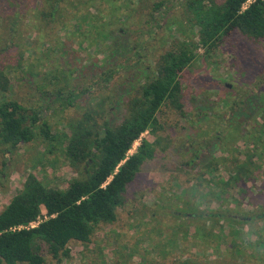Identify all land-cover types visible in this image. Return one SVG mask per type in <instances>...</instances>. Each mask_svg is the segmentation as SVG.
<instances>
[{"label":"rangeland","instance_id":"rangeland-1","mask_svg":"<svg viewBox=\"0 0 264 264\" xmlns=\"http://www.w3.org/2000/svg\"><path fill=\"white\" fill-rule=\"evenodd\" d=\"M189 1L19 0L12 8L13 0H0V72L7 77L0 103L39 112L59 137L46 141L37 129L33 142L12 152L0 144V212L29 174L49 188L68 187L75 172L63 154L66 136L87 112L101 127L123 121L160 56L192 37ZM56 2L55 17L44 16ZM197 57L182 78L186 117L167 107L159 114L170 147L143 165L114 223L98 225L89 243H69L71 257L61 263L44 252L47 264H264V165L236 190L217 196L215 186L229 179L234 157L246 158L239 134L248 124L226 121L231 109L249 100L250 113L264 110V41L234 36ZM142 139L155 141L148 132ZM197 155L206 157L187 165ZM217 159L227 161L214 169Z\"/></svg>","mask_w":264,"mask_h":264},{"label":"trees","instance_id":"trees-1","mask_svg":"<svg viewBox=\"0 0 264 264\" xmlns=\"http://www.w3.org/2000/svg\"><path fill=\"white\" fill-rule=\"evenodd\" d=\"M12 6L20 7L19 0H13ZM187 7L192 37L184 36L160 56L154 76L141 84L138 94L129 99L123 121L112 125L107 120L101 127L92 113L87 112L73 126L72 136H66L68 142L63 154L75 172L68 187L52 189L29 174L23 188L0 212V264H47L44 252L61 263L71 257L69 243H89L98 225L114 223L117 210L125 203L127 189L143 165L156 158L160 149L164 152L171 145L162 133L165 125L159 118L161 110L167 107L186 117L182 78L198 60V51L203 50L207 58L234 36L255 43L264 41V0H225L221 4L191 0ZM58 11V2L51 3L49 12L43 11V15L55 17ZM6 79V74L0 72L1 92L7 88ZM256 98L259 95L252 97ZM248 102L236 103L226 120L232 122L237 118L241 121L239 125L248 124L239 134L246 146L241 153L246 158H233L229 179L215 182L220 190L217 196L238 189L244 180H255L257 171L264 165H261L264 110L260 115L261 107L250 113ZM37 129L46 141L55 143L59 138L53 135L51 126L42 120L39 112H30L16 101L0 103L3 147L12 152L22 143L33 142ZM147 132L155 137L154 142L142 139ZM139 140L137 151L129 155ZM164 141L170 143L165 145ZM202 157L206 155H197L187 165H195ZM217 160L214 169L227 161Z\"/></svg>","mask_w":264,"mask_h":264}]
</instances>
